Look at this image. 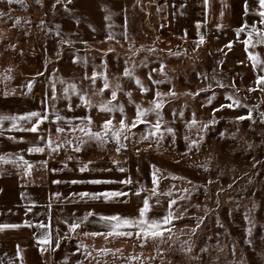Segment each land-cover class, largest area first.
I'll return each instance as SVG.
<instances>
[{
    "label": "rangeland",
    "instance_id": "1",
    "mask_svg": "<svg viewBox=\"0 0 264 264\" xmlns=\"http://www.w3.org/2000/svg\"><path fill=\"white\" fill-rule=\"evenodd\" d=\"M68 3V0L59 3L57 0H14L9 4L8 0H0V12L5 14L0 16V108L13 110V117L17 118L11 119L12 115L0 113V117H8L0 120V128L3 127L0 142H5L0 145V152L9 150L16 159L23 157L15 162V169L20 173L14 178L16 203L28 200L46 205V209L33 204L28 209L18 206V213L30 214L28 220L39 227L41 238L46 233L52 237L50 245H43L46 250L39 262L264 264V119L261 117L264 113V91L261 88L264 85L256 83L264 71H260L261 65L254 68L249 58L250 54L257 55L264 65V44L256 43L264 33V24L259 22V4L255 8L258 10H253L249 1L234 3L242 11L236 12L232 26L211 29L209 34L202 35V44L200 35H190L186 40L173 43L154 34V27L143 20L144 34L130 35L125 44L58 50L53 47L54 38L43 33L44 18L61 4ZM242 25L247 27L237 33ZM248 40L251 42L246 45L244 42ZM230 42L231 48L225 47ZM161 64L165 66L163 72L160 71ZM126 67L131 76L124 75ZM93 72L97 73L95 84L91 79ZM105 77L109 88H104ZM137 78L148 89L146 93L137 85ZM153 80L164 82L154 84ZM72 84L78 92L66 94L64 89ZM117 84L120 85L118 90ZM250 88L255 90L249 91ZM113 90L117 91L115 100L111 98ZM170 90L177 95H168ZM157 91L165 101L159 110L163 123L161 131L147 140L141 137L154 131L151 124L156 123L155 112L143 117L150 124L138 123L130 130L127 140L121 135L120 142L126 147L119 152L111 131L106 142L90 139L78 129L75 133L67 131L69 125H80L85 130L90 127L93 132L103 134L102 125L109 119L112 120V131L119 129L122 116L118 107L116 111L108 112L100 109L104 104L122 105L123 118L131 124L137 105L144 109L152 107ZM197 92L199 95L196 96L186 94ZM126 93H131V97ZM66 95L69 98L66 99ZM80 95H86L92 106L86 107ZM227 96L239 100V106L225 107L214 113L213 110L221 104L231 103ZM209 97H213L211 103H208ZM249 110L251 119H236L247 116ZM33 111L48 117L38 126L36 133L25 129L31 128L37 118L30 121L18 119ZM193 114L198 123L189 128L187 125ZM57 115L63 119L57 121ZM89 116L91 125L85 120ZM213 118L217 123L201 132L203 125ZM57 125L66 131L50 137L52 147L61 145L52 152L44 142L49 139V131L54 132ZM167 127H171L173 133L164 131ZM200 135L204 140L199 144V150L194 147L189 151L187 144L199 140ZM81 140L85 143L81 144ZM33 146L45 147V151L28 152ZM77 146L80 151L75 150ZM85 164L89 170L81 172L80 168ZM120 167L125 171L120 172ZM156 169L160 170L157 172L159 183L155 186L156 195H153L152 173ZM126 178L132 183L118 182ZM96 179L117 183L87 182ZM10 180L0 178V185ZM73 180L83 183L73 184ZM139 189L143 190L137 196L134 193ZM105 190H122L129 195L107 202L102 198L81 199L71 195ZM169 190L171 195H164ZM57 193L59 196L55 195ZM145 198L151 206L148 219H159L168 211L178 217L164 226L170 231L163 237L145 241L135 235L107 239L85 236L84 232L106 234L109 231L98 216L89 217L74 233L69 232L64 223H71L73 214L82 217L88 211L137 217ZM169 200L176 201L171 208ZM198 223L199 228L193 232ZM40 224L48 227L41 228ZM120 231L135 232L137 229L122 228ZM56 240H59L58 247ZM246 240L251 244L245 243ZM188 248L191 251H187ZM205 248L207 251H201ZM103 249L109 251H101Z\"/></svg>",
    "mask_w": 264,
    "mask_h": 264
},
{
    "label": "crops",
    "instance_id": "2",
    "mask_svg": "<svg viewBox=\"0 0 264 264\" xmlns=\"http://www.w3.org/2000/svg\"><path fill=\"white\" fill-rule=\"evenodd\" d=\"M239 1H249L253 10H258L255 9L258 0H208L207 6L205 0H73L45 16L43 33L54 38L53 47L58 50L92 49L125 44L130 35L144 34L141 23L145 20L154 27V34L175 43L190 35L209 34L217 25L232 26L236 12L242 11L234 4ZM110 34L112 39L108 38ZM69 40L71 44L65 43ZM0 113L12 115L11 119L14 116V111L7 107L0 108ZM2 142L0 145L5 144ZM0 157H3L0 178L11 179L0 185V225L17 226L0 229V264H41L40 257L45 252L41 251L43 245L39 243V227L29 222L30 214L18 213V206L28 209L33 204L46 209V205L28 200L16 203L14 178L20 173L15 169V162L20 160L9 150L0 152Z\"/></svg>",
    "mask_w": 264,
    "mask_h": 264
},
{
    "label": "snow or ice",
    "instance_id": "3",
    "mask_svg": "<svg viewBox=\"0 0 264 264\" xmlns=\"http://www.w3.org/2000/svg\"><path fill=\"white\" fill-rule=\"evenodd\" d=\"M14 0H8V3L11 4L13 3ZM39 2V0H38ZM57 2L59 3L60 0H57ZM68 2L70 3L71 0H68ZM208 0H205V5L207 6ZM258 4H259V8L261 9V11H259L258 15L260 17L259 22L261 24H264V0H258ZM5 15L4 13L0 12V16ZM223 15V13L221 14ZM107 18V17H106ZM18 19V18H17ZM59 27V26H57ZM200 25L199 23H197V28H199ZM217 27H221V25H217ZM247 27V25H242L241 28H238L236 31L237 33L243 31L245 28ZM253 31H255V28H253ZM59 34V33H57ZM186 34V33H185ZM199 34V33H198ZM249 36H251V33H249ZM109 39H112L113 37L111 36V34L108 37ZM204 42V37L202 35H200V44H202ZM251 41H245L244 43L247 45L249 44ZM65 43L71 44L72 41H65ZM257 44H264V33H261L260 38L256 41ZM197 47H199V44L197 45ZM225 47L231 48V42L229 43V45H226ZM247 50V49H246ZM109 51H111V49H109ZM149 51H154V49H150ZM169 54H177L178 53H169ZM57 55L59 56V53H57ZM249 58L252 60L253 62V67L256 68L257 65H261L260 67V71H264V65L261 64V61L257 58V55H253L250 54ZM74 62H76L74 60ZM220 63H223L222 61ZM164 65L161 64L160 66V71L163 72L164 69ZM152 71H157L156 69H152ZM37 75H42V73H37ZM124 75L125 76H131L132 73L130 72V70L126 67L124 70ZM198 75H203V74H198ZM97 76V73L93 72V76H92V83L95 84V78ZM85 79H88V77L86 76ZM149 79H152L151 76V72L149 73ZM205 79H207V77L205 76ZM63 83V81H61ZM164 81H158V80H153L154 84H161ZM136 83L137 85L140 86L141 91L146 93L148 91L147 88H145L140 80L137 78L136 79ZM219 83V82H217ZM257 85H264V75H260L257 77V81H256ZM221 87L223 85H220ZM109 82L107 80V78L105 77V82H104V88H109ZM210 87V85H209ZM31 88V83L29 84V89ZM117 90L120 88V85L117 84L116 85ZM255 89H249V91H254ZM262 91H264V88H261ZM101 92H103V89H100ZM199 91H207V89H200ZM64 92L66 94L68 93H73L76 94L78 92L76 86L74 84L69 85L68 87H66L64 89ZM188 95H192V96H196L199 95V92L197 93H186ZM126 95H128L129 97H131V93H126ZM168 95L175 97L177 94L174 91H171L168 93ZM117 96V91L113 90L112 94H111V98L112 100H115ZM53 98H55V91H53ZM66 99L69 98L67 95L65 97ZM80 100L82 101V103L86 106V107H91V102L89 100L86 99V95H80L79 96ZM212 98L213 97H209L208 98V103L212 102ZM227 100L231 101V103L229 104H221L218 108H215L213 111L215 112H219L221 109L227 107V108H232V107H237L240 104L239 100L234 99L232 96H227L226 97ZM152 107L144 109L141 108L139 105H137V112H136V116L135 119L132 121L131 124L126 123V119L123 118L124 117V109L122 105L119 106H110V104H104L100 106L101 110L104 111H108V112H114L117 110L120 111L122 119L119 122V129L112 131L111 129V125H112V120H106L104 122V124L102 125V129H103V134H101V132H93L91 130V128H87V130H85V127H82L80 125H69L67 131H70L72 133H75L77 131V129L80 132L85 133V135H87L90 139H95L97 141H102V142H106V139L108 137V133L111 131V135L112 138H114L116 140L117 143V148L116 151L119 152L121 150V148L126 147V145L121 144L120 142V137L123 134V138L125 140L128 139V134L130 133V130L132 128H135L137 126L138 123H143L145 125H149L150 122L147 121L146 119H143V117H145L148 113L150 112H155L157 120L155 124H151V128L154 129V131H150L149 134L144 135L141 137L142 140H147L149 139V136H155L158 132L161 131V125L163 123L162 120V116L160 113V109H162L165 101L162 99V94L160 92H156L155 96L152 100ZM79 106V105H78ZM71 108V104H69V109ZM180 115L182 116L183 113L181 112ZM37 118L36 122L34 124H32L31 128L25 129L27 131H31L33 133H36L38 131V126L45 120L48 119L47 116L42 115L40 112H29L24 116H20L18 119L20 120H31L32 118ZM261 117L262 119H264V113H261ZM251 110H249V113L247 116H240L237 117V120H244V119H251ZM4 119H8V117H0V120H4ZM12 119H17L16 117H13ZM63 117L57 115L56 116V120H62ZM85 120L87 121L88 125H91L92 123V118L86 117ZM54 123V121H53ZM82 124L84 123V121L81 122ZM198 122L195 119V114H193V118L192 120L188 123L187 127L191 128L193 125L197 124ZM217 123L216 119L213 118L211 119L208 123L204 124L201 132H204L208 129L209 125L211 124H215ZM15 126V125H14ZM66 131V129L64 127H60L59 125H57L55 127L54 132H52L51 130L49 131V139L47 141H45V146L50 148L52 152L57 151V149L61 146L59 144H57L55 147H52L53 141L50 139V137L54 134H59V133H64ZM164 131H166L167 133H173V129L171 127H167L164 129ZM221 136H223L224 134L221 133ZM163 138V136L161 135V139ZM188 137H185V140L188 141ZM204 140V136L200 135L199 136V140H191L188 144H187V148L189 151H191L194 147L199 150V144ZM69 141H65V143H68ZM81 144L85 143L84 140L80 141ZM76 151H80V147L77 146ZM45 151V147H40V146H33L30 147L28 149V152H44ZM139 151V150H137ZM0 159H3V157H0ZM19 159L23 160V157H19ZM25 163H27V161H25ZM46 164V162H43ZM91 163V161H89V164ZM114 164H118L117 161H113ZM29 167H31L29 165ZM89 170L88 169V165L85 164L83 166H81L80 171H86ZM120 172H124L125 169L120 167L118 169ZM55 171V170H53ZM159 169H156L155 171H153L152 173V183L154 185L153 189H152V194L156 195V185H158L159 183V179L157 177V172H159ZM173 179H177V177H172ZM88 183H92V184H105V183H117V181H112V180H90L87 181ZM121 184H131L132 181L129 178H126L125 180L122 181H118ZM54 183H59V181H54ZM71 183L75 184V183H83V181H76L73 180L71 181ZM209 183H211V181H209ZM174 187V186H173ZM231 187V185H230ZM143 189H139L137 190L136 193H134L135 195L139 196L140 191H142ZM184 191H187V189H185ZM57 196H59V193L55 194ZM74 197H79L81 199L83 198H92L94 200H100L101 198L103 199V201L107 202L109 200H112L114 198H119V197H127L129 195L128 192H124L122 190L119 191H109V190H105L102 192H97V193H89V192H80V193H73L71 194ZM164 195H171V190H169L168 193H164ZM157 203H159V201H157ZM176 203L175 200H169L168 204H169V208H171L172 205H174ZM151 206L149 203L148 198H145L143 200V204L141 207H139L138 209V216L137 217H125V216H121L120 214H114V215H104V214H98L95 213L93 211H88L86 212L82 217H77L75 216V214H73L72 217V222L68 223L67 221H64L65 224H67V228L69 232H76L77 229H81L83 223L85 221L88 220L89 217L92 216H98L99 221L104 223L106 226H108L109 231L105 234L103 232H84L83 234L85 236H104L105 239H107L110 236H128L131 237L133 235L137 236V237H142L145 241L147 238H156V237H163L165 232H169L170 229L164 227L165 225H170L172 220L178 217H174L171 211H168V213L166 215H164L163 217L159 218V219H148L147 218V214L150 212ZM245 219L247 220V216H245ZM200 223H202V219L200 221ZM41 228L44 227H48L47 225L44 224H40L39 225ZM199 223L197 224L196 228H193L192 231L195 232L197 230V228H199ZM7 227H17L16 225H0V229L3 228H7ZM122 228H129V229H137V231L133 232V231H120V229ZM249 235L251 234V229H247ZM40 244L45 245L48 244L50 245L52 243V237L50 235V233H46L45 236L43 238L40 239L39 241ZM245 243H249L251 244L250 240H246ZM56 245L57 247L59 246V240H56ZM143 246V245H142ZM46 249L42 248L41 251H45ZM79 247L77 248V251H79ZM53 251H55V249H53ZM101 251L107 252L109 251L108 249H103ZM187 251H191V248H188ZM201 251H207V249H201ZM19 254V253H18ZM88 255H91V253H88ZM22 259V257H21ZM133 259H136L135 257Z\"/></svg>",
    "mask_w": 264,
    "mask_h": 264
},
{
    "label": "built area",
    "instance_id": "4",
    "mask_svg": "<svg viewBox=\"0 0 264 264\" xmlns=\"http://www.w3.org/2000/svg\"><path fill=\"white\" fill-rule=\"evenodd\" d=\"M161 30V29H160Z\"/></svg>",
    "mask_w": 264,
    "mask_h": 264
}]
</instances>
